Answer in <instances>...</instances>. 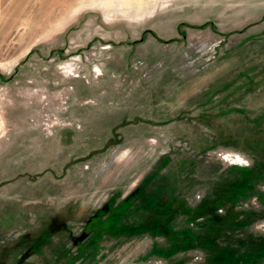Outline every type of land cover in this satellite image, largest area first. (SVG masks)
I'll return each instance as SVG.
<instances>
[{
  "label": "rangeland",
  "instance_id": "1",
  "mask_svg": "<svg viewBox=\"0 0 264 264\" xmlns=\"http://www.w3.org/2000/svg\"><path fill=\"white\" fill-rule=\"evenodd\" d=\"M0 264H264V0H0Z\"/></svg>",
  "mask_w": 264,
  "mask_h": 264
}]
</instances>
